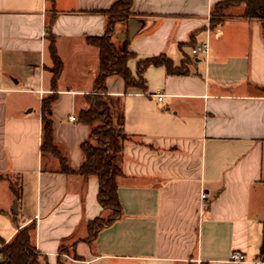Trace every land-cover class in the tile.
Wrapping results in <instances>:
<instances>
[{"label":"crops","instance_id":"obj_1","mask_svg":"<svg viewBox=\"0 0 264 264\" xmlns=\"http://www.w3.org/2000/svg\"><path fill=\"white\" fill-rule=\"evenodd\" d=\"M116 0H0V248L34 224L41 264H264V23L233 17L217 29L220 0H132L118 45L139 60L164 53L187 73L144 71L146 90L107 78L111 114L127 136L117 193L122 216L87 240L101 213L98 180L56 172L42 158L41 98L52 92L47 21L62 62L52 105L54 141L78 168L89 127L76 121L98 72L87 36L105 32L99 10ZM209 43L206 55L192 47ZM162 93V99L154 95ZM43 164L50 169L43 170ZM14 189L18 190L16 196ZM201 192L206 194L201 206ZM67 245L70 254H60ZM73 254L77 258H73Z\"/></svg>","mask_w":264,"mask_h":264},{"label":"trees","instance_id":"obj_2","mask_svg":"<svg viewBox=\"0 0 264 264\" xmlns=\"http://www.w3.org/2000/svg\"><path fill=\"white\" fill-rule=\"evenodd\" d=\"M53 1V0H49ZM132 0H116L108 9L99 10L105 16L106 29L102 35L87 36L86 42L96 49L98 54V72L92 83V90L85 94L86 106L77 111L76 121L89 127L88 138L80 144L83 156L78 168L69 165L66 155L54 141V124L52 105L57 98L56 83L62 70V62L55 48V37L50 33L51 19L47 21L48 51L52 60V92L44 95L40 102L41 136L39 152L44 159L50 157L57 162L56 172L62 174H79L85 178L95 177L98 180L97 200L102 208L99 216L87 223L88 238L91 240L97 232L122 216V208L117 193V179L122 176L121 155L124 134L111 114L109 96L106 90L107 78L117 76L122 79L125 90L136 89L145 91L144 71L149 66H163L169 74L187 73L188 60L174 65L164 53L139 60L135 74L128 67V61L135 54L128 49L130 35L117 44L113 41L115 24L127 23L130 19ZM233 17L257 19L264 23V0H220L212 6L209 13L208 26L217 29L225 20ZM43 170L50 169L43 164ZM1 177V176H0ZM16 196L18 190L14 189ZM34 224L19 229L15 237L0 248V264H41L43 258L34 244ZM1 242V240H0ZM60 254H70L69 247L61 245ZM73 258H77L73 254ZM258 260L264 261V219L262 220V238L257 253ZM58 259L57 264H62Z\"/></svg>","mask_w":264,"mask_h":264},{"label":"built area","instance_id":"obj_3","mask_svg":"<svg viewBox=\"0 0 264 264\" xmlns=\"http://www.w3.org/2000/svg\"><path fill=\"white\" fill-rule=\"evenodd\" d=\"M208 50H209V43H208V41H205L201 44H198V45H195L194 47H192L191 52L194 55H197V54L206 55L208 53ZM162 96H163L162 93H157L154 95V97L157 100H161ZM200 199L202 201V204H201V206H202L204 204V200L206 199V194L204 192H201ZM230 260H231V262L236 263V264H242V263L247 262L243 253H240L238 251H234L231 254Z\"/></svg>","mask_w":264,"mask_h":264},{"label":"rangeland","instance_id":"obj_4","mask_svg":"<svg viewBox=\"0 0 264 264\" xmlns=\"http://www.w3.org/2000/svg\"><path fill=\"white\" fill-rule=\"evenodd\" d=\"M65 246H67V245H65ZM68 247V246H67ZM70 249V248H69ZM71 255V254H70Z\"/></svg>","mask_w":264,"mask_h":264}]
</instances>
